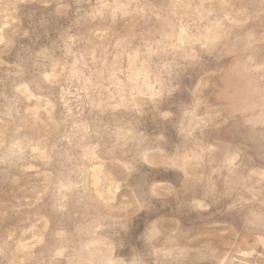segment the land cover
Here are the masks:
<instances>
[{"label": "rangeland", "instance_id": "obj_1", "mask_svg": "<svg viewBox=\"0 0 264 264\" xmlns=\"http://www.w3.org/2000/svg\"><path fill=\"white\" fill-rule=\"evenodd\" d=\"M0 264H264V0H0Z\"/></svg>", "mask_w": 264, "mask_h": 264}]
</instances>
